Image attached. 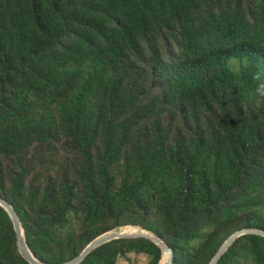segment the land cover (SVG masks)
Instances as JSON below:
<instances>
[{
	"label": "trees",
	"instance_id": "16d2710c",
	"mask_svg": "<svg viewBox=\"0 0 264 264\" xmlns=\"http://www.w3.org/2000/svg\"><path fill=\"white\" fill-rule=\"evenodd\" d=\"M130 52L147 65L145 79L135 72L130 78ZM234 59L241 70L231 68ZM156 83L166 89V101L184 107L181 119L191 121L190 133L169 142L167 130L158 131L153 146L136 148L117 186L111 169L131 129L120 125L117 133L118 124ZM36 100L56 104L61 129L83 143L85 159L82 205L77 185L67 184L72 197L48 190L47 204L27 221L24 207L0 193L18 213L38 259L69 261L97 237L131 225L163 240L173 264H208L226 239L212 233L192 253L199 230L264 184V0H0V131L6 134L0 152L18 154L53 128L30 117ZM188 102L199 110L190 114ZM209 114L203 124L201 115ZM99 134L103 152L95 160L90 148ZM13 185L20 194L24 175H15ZM79 207L98 227L80 252L51 259L52 246L61 244L53 229L66 226ZM0 219L13 241L0 264H29L2 207ZM246 226L264 230V220L251 218ZM118 241L159 264L160 247L144 238L112 241L82 264H114L122 254L112 248ZM238 252L264 264V236L239 237L218 264Z\"/></svg>",
	"mask_w": 264,
	"mask_h": 264
},
{
	"label": "rangeland",
	"instance_id": "374dc122",
	"mask_svg": "<svg viewBox=\"0 0 264 264\" xmlns=\"http://www.w3.org/2000/svg\"><path fill=\"white\" fill-rule=\"evenodd\" d=\"M138 53H129L130 78L135 72L139 73V78L145 79L147 65L138 60L136 56ZM146 62L149 63L148 60ZM167 66L170 64L167 63ZM230 66L236 71L242 68L237 59L232 60ZM137 70L141 71L138 72ZM165 90L160 86L157 87V83L152 85L150 91L142 95L134 108L122 119V124L121 122L118 124L117 133L120 130V125H130L131 129L124 138L120 160L111 169L117 186L125 179V165L134 157L136 148L153 146L158 131L166 129L169 142H172L178 135H189L191 121L181 119L183 106L177 102L173 105L172 100L166 101ZM121 93L124 92L121 91ZM34 104V109L30 111V117L40 119L39 121L43 122L44 126L53 128L18 154L0 152V193L5 196L6 200L18 201L24 207L27 221L39 211V208L44 206V195L48 190L58 196L67 194L72 197L71 189L68 188L67 184H71V186L76 184V203L82 205L85 189L79 174L85 165L83 143L73 139L61 129L60 116L55 103L49 106L36 100ZM193 110H199L198 105L194 102H188L187 111L192 114ZM201 117L203 124H207L208 118L211 120L213 115H201ZM54 122L56 123L54 124ZM12 124L14 123L12 122ZM88 126L90 125L88 124ZM13 129L10 127L9 131ZM207 130H212V128L208 127ZM5 135V132L0 131V150ZM90 152L95 160L102 157L103 144L100 134L92 141ZM19 174L24 175V189L20 194H14L13 177ZM231 204L238 205L233 210L222 211L219 214V220H216L214 225L199 230V237L190 245L192 253L196 252L212 233H217L219 239L225 240L236 230L247 227L246 224L251 218L264 220V184L249 197L239 195L237 200H233ZM79 208V213L78 211L70 213L69 223L66 226H57L53 229L61 244L57 247L52 246L51 259L57 257L59 253L80 252L87 245L89 237L92 236V231L98 227L92 225L88 214L81 210L82 207ZM151 218L153 224L161 227L163 232L164 228L160 223V218L158 216ZM129 228L143 230L141 226L128 225L127 227L123 226V228L117 227L111 231ZM197 228L199 229L200 226ZM148 232L153 233L152 231ZM130 247L131 244L128 241H118L112 246L113 250L122 251L114 264H154V258L151 255L145 252L131 251ZM12 248L13 241L9 229L0 219V261L9 259V256H5L2 251ZM69 257L70 253L67 255V258ZM165 259H167V254L162 252L159 264L165 262ZM228 264H252V261L243 252H238Z\"/></svg>",
	"mask_w": 264,
	"mask_h": 264
},
{
	"label": "water",
	"instance_id": "95a60500",
	"mask_svg": "<svg viewBox=\"0 0 264 264\" xmlns=\"http://www.w3.org/2000/svg\"><path fill=\"white\" fill-rule=\"evenodd\" d=\"M0 207H2L7 212L13 224L16 235L17 248L22 258L29 264H51V263L43 262L34 255V253L32 252V250L30 249L27 243L25 230L23 228L18 213L16 212L14 207L1 196H0ZM247 234L264 236V230L256 227H244L239 230H236L225 240V242L221 245V247L218 249L214 257L211 259V261L208 264H218L221 258L223 257V255L236 242V240L239 237ZM140 238L148 239L153 243H155L157 246H159L161 251L167 254L166 264H173V259H174L173 250L170 247H168L163 242V240H161L155 234L150 233L144 229L140 233L131 234V235L123 234L122 232L119 231L107 232L94 239L78 257L59 264H82L92 251L100 248L105 244L121 239H140Z\"/></svg>",
	"mask_w": 264,
	"mask_h": 264
},
{
	"label": "bare ground",
	"instance_id": "6f19581e",
	"mask_svg": "<svg viewBox=\"0 0 264 264\" xmlns=\"http://www.w3.org/2000/svg\"><path fill=\"white\" fill-rule=\"evenodd\" d=\"M119 232H122L123 234L131 235V234L140 233V232H142V230L129 228V229H125V230H119ZM165 254H166V253H165ZM165 260H166V261L163 262L162 264H166L167 259H165ZM163 261H164V260H163Z\"/></svg>",
	"mask_w": 264,
	"mask_h": 264
}]
</instances>
